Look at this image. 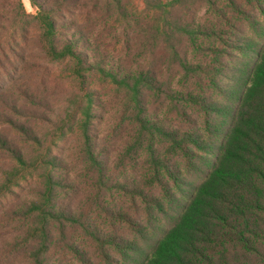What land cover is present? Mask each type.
Wrapping results in <instances>:
<instances>
[{
	"label": "trees",
	"instance_id": "trees-1",
	"mask_svg": "<svg viewBox=\"0 0 264 264\" xmlns=\"http://www.w3.org/2000/svg\"><path fill=\"white\" fill-rule=\"evenodd\" d=\"M29 1L0 0V264H264V0Z\"/></svg>",
	"mask_w": 264,
	"mask_h": 264
},
{
	"label": "rangeland",
	"instance_id": "rangeland-1",
	"mask_svg": "<svg viewBox=\"0 0 264 264\" xmlns=\"http://www.w3.org/2000/svg\"><path fill=\"white\" fill-rule=\"evenodd\" d=\"M12 1V0H9ZM128 1V5L131 9H133L134 11H142L145 8V3L144 0H127ZM21 2L23 3L25 10L27 13L29 14H35L36 13V8L30 3L29 0H21ZM91 21H83V24L88 27V31L92 32L93 37L97 38V39H102L106 36V33L102 34L100 32V30H98L99 32L95 31V29H92L91 26ZM33 30V29H32ZM33 34V32L31 33V35ZM33 36V35H32ZM114 36V35H113ZM104 43H108V40H104L102 39ZM90 52V51H89ZM95 64V63H94ZM37 74H40L41 77H43L44 79H46L49 83V87L52 84L53 86H57L60 82L65 84V88H64V92L60 95H58V97L63 98V99H67L69 97H67L70 94H74L73 92V87L75 86V83H72L71 78H70V71H69V66L63 63H46L45 66L36 71ZM31 73V72H29ZM92 88L95 89L94 94L98 95V91L99 90V84L97 85H91ZM71 91V92H70ZM50 93V92H48ZM78 101V99H77ZM75 108V107H72ZM65 117V114L63 115ZM51 134L53 133L52 129L50 130ZM50 140V137H49ZM59 144H63V142H58ZM20 186H24L25 182L24 181H20L19 182ZM20 186L15 187V192H18L20 190Z\"/></svg>",
	"mask_w": 264,
	"mask_h": 264
}]
</instances>
